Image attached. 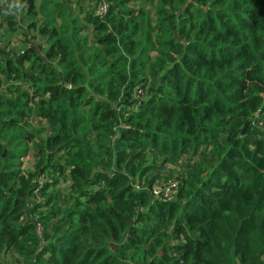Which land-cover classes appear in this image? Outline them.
<instances>
[{"label": "trees", "instance_id": "trees-1", "mask_svg": "<svg viewBox=\"0 0 264 264\" xmlns=\"http://www.w3.org/2000/svg\"><path fill=\"white\" fill-rule=\"evenodd\" d=\"M99 1L82 23L70 0L6 6L36 33L0 64V263L264 264V0Z\"/></svg>", "mask_w": 264, "mask_h": 264}, {"label": "rangeland", "instance_id": "rangeland-1", "mask_svg": "<svg viewBox=\"0 0 264 264\" xmlns=\"http://www.w3.org/2000/svg\"><path fill=\"white\" fill-rule=\"evenodd\" d=\"M70 5L71 7L75 8V11L79 13L77 15V18H80L81 23L84 22L85 18V13L86 11H92L96 15L97 10L99 5L101 4V1L99 0H70ZM157 1V0H155ZM128 7H133V8H139V7H144L145 9H151V13H154L155 8L154 5L150 4L149 2H144V0H134L131 1L128 5ZM1 12H0V42H2L3 48L5 49L2 54L3 55H13V54H19L24 47L23 42H21V39L23 37V34L21 31H29L28 30V23H30L31 18L28 17V15H25L21 10L17 11V16H19L18 21H20L21 31L19 29L18 32H14L10 30L7 21L5 19L6 17V6H1ZM3 9V10H2ZM49 9H52L50 7ZM82 9V10H81ZM82 11V12H81ZM44 16V14H43ZM100 16V15H99ZM22 19V21H21ZM38 19H41L39 17ZM90 28V27H89ZM30 35L36 33L33 30L29 31ZM1 64V62H0ZM142 90H139L138 93H142ZM40 129V130H39ZM30 130L33 132L34 137L29 141L30 147H32L31 152L28 154L26 158H24L22 167L21 169L23 171H28V170H33L36 166V163L38 161L37 156H35L36 153V148L34 146L36 145L35 143H38V137L40 132L42 131L40 135L46 136V134L49 132L48 130V124L47 121L42 120V119H34L33 121V126L30 128ZM188 158L187 156H184L181 158L177 163L169 162L167 163L164 167H159L160 174L154 170V172H151L148 177L153 178L154 180H159L162 179L166 176L175 178L179 183L181 176L185 173L186 171V164L188 163ZM161 160L159 159L157 161V165H161ZM46 179V178H45ZM64 183L61 184L60 187H66L68 185V182L63 180ZM145 183V182H144ZM1 258L4 260L3 264H18L16 263L15 256L13 254H5L1 255ZM1 264V263H0Z\"/></svg>", "mask_w": 264, "mask_h": 264}, {"label": "built area", "instance_id": "built-area-1", "mask_svg": "<svg viewBox=\"0 0 264 264\" xmlns=\"http://www.w3.org/2000/svg\"><path fill=\"white\" fill-rule=\"evenodd\" d=\"M0 5L1 6H10L11 5V0H0ZM108 11V3L106 2H101V4L98 7L97 14L100 15L101 17L105 16ZM1 12V8H0ZM2 42H0V48H2ZM2 53L0 51V62L2 58ZM39 186H41L44 183V178L40 177L38 180ZM144 184H136L138 188H143ZM37 188L36 192H38ZM149 192L151 193L152 197L166 200V201H172L174 200L177 195H178V190H179V182L174 179V178H162L159 180H156L150 187H148ZM42 228L41 225H38V232L39 234L41 233Z\"/></svg>", "mask_w": 264, "mask_h": 264}, {"label": "water", "instance_id": "water-1", "mask_svg": "<svg viewBox=\"0 0 264 264\" xmlns=\"http://www.w3.org/2000/svg\"><path fill=\"white\" fill-rule=\"evenodd\" d=\"M176 35H177V34H176ZM34 46L38 49V51H40L37 43H34ZM247 124H248V123H247ZM243 132H245V128L243 129Z\"/></svg>", "mask_w": 264, "mask_h": 264}]
</instances>
